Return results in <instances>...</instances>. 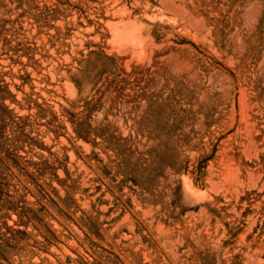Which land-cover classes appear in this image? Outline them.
I'll return each mask as SVG.
<instances>
[{
    "label": "rangeland",
    "instance_id": "1",
    "mask_svg": "<svg viewBox=\"0 0 264 264\" xmlns=\"http://www.w3.org/2000/svg\"><path fill=\"white\" fill-rule=\"evenodd\" d=\"M0 264H264V0H0Z\"/></svg>",
    "mask_w": 264,
    "mask_h": 264
},
{
    "label": "bare ground",
    "instance_id": "2",
    "mask_svg": "<svg viewBox=\"0 0 264 264\" xmlns=\"http://www.w3.org/2000/svg\"><path fill=\"white\" fill-rule=\"evenodd\" d=\"M120 20H121V19H120ZM116 22H118V21H116ZM136 24H137V23H136ZM116 26H117V25H116ZM120 27H121V26H120ZM116 28H117V27H116ZM128 28H129V27H128ZM136 28H137V27H136ZM138 29H139V28H138ZM130 30H131V29H130ZM133 31H134V30H133ZM133 31H132V32H133ZM124 32H125V34H126V33L128 34V31H127V32L124 31ZM124 32H122V33H124ZM135 32H137V31H135ZM127 34H126V37L128 36ZM139 34H140V33H139ZM139 38H140V37H139ZM144 43H145V42H144Z\"/></svg>",
    "mask_w": 264,
    "mask_h": 264
}]
</instances>
